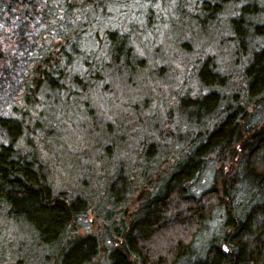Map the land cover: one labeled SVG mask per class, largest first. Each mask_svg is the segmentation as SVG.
<instances>
[{
    "label": "trees",
    "instance_id": "16d2710c",
    "mask_svg": "<svg viewBox=\"0 0 264 264\" xmlns=\"http://www.w3.org/2000/svg\"><path fill=\"white\" fill-rule=\"evenodd\" d=\"M123 1L0 0V214L33 237L47 264H264V0L192 5L202 24L229 27L222 38L229 58L218 60L212 51L194 59L192 67L205 71L181 79L170 98L175 104L187 97L191 111L179 112L192 124L190 151L166 171L167 185L158 181L155 191L140 193L136 207L117 212L118 225H103L101 236L79 232L91 209L85 198L56 191L33 150L18 148L27 135L48 137L42 120L56 96L64 111L89 110L112 76L142 66L133 61L134 17L123 23L115 17ZM165 114L166 126L154 135L182 142L176 129L183 119ZM208 170L212 184L199 190ZM134 182L127 180L114 205L139 192ZM205 228L211 237L199 249Z\"/></svg>",
    "mask_w": 264,
    "mask_h": 264
},
{
    "label": "rangeland",
    "instance_id": "374dc122",
    "mask_svg": "<svg viewBox=\"0 0 264 264\" xmlns=\"http://www.w3.org/2000/svg\"><path fill=\"white\" fill-rule=\"evenodd\" d=\"M175 1H178L177 6H173ZM200 1L124 0L121 7L115 9L119 10L115 17L122 23L130 16L134 17L128 25L130 38L134 40L131 43L136 55L133 61L141 60L144 65L142 63L133 75L112 76L105 96L94 97L89 110L83 108L79 112L74 106H68L64 111L63 99L56 96L47 109L50 118L46 122L42 120L48 137L43 135L46 139L41 142L27 135L17 144L24 152L33 150L47 182L56 191L73 198H85L91 205L79 226L80 233L101 236L103 225L117 226L118 219L114 215L119 211L131 212L140 193L145 195L155 191L158 181L167 185L169 173L166 171L190 151L186 148L192 124L179 112L191 111L186 105L187 97L180 95L175 104L170 98L184 84L181 79L205 71L192 67L194 59H207L213 56L212 51L218 60L229 58L222 38L231 34L226 24L219 25L217 21L216 24H202L192 17V5H199ZM236 29L242 30L241 27ZM245 44L250 47L249 36ZM223 68L224 71L232 70ZM214 79L210 77V80ZM193 86L188 89L196 93L197 84ZM165 110L174 114L176 123L183 119V125L176 129L177 135L184 137L180 143H174L173 138L166 135L164 138L154 135L155 129L161 131L166 126L169 118ZM212 171L208 170L197 183L199 190L212 184ZM130 177L139 192L130 194L127 202L118 207L113 202L121 199ZM109 196L111 203L101 200H109ZM27 236L30 234L18 232V228L0 214V264L49 262L33 237H29V244ZM209 237L211 231L205 228L196 240L197 247L204 246Z\"/></svg>",
    "mask_w": 264,
    "mask_h": 264
}]
</instances>
